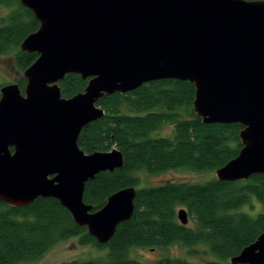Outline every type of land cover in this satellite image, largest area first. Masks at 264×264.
<instances>
[{
	"label": "water",
	"instance_id": "water-1",
	"mask_svg": "<svg viewBox=\"0 0 264 264\" xmlns=\"http://www.w3.org/2000/svg\"><path fill=\"white\" fill-rule=\"evenodd\" d=\"M39 22L20 50L37 60L18 83L0 89V202L25 208L53 198L107 244L132 219L135 187L93 211L86 184L124 166L122 152L87 154L82 130L103 118L97 102L160 80L195 87L193 110L204 124H240L242 149L216 170L222 182L264 174V0H19ZM69 74L85 90L62 96ZM181 225L189 224L184 208ZM230 264H264V232Z\"/></svg>",
	"mask_w": 264,
	"mask_h": 264
},
{
	"label": "trees",
	"instance_id": "trees-1",
	"mask_svg": "<svg viewBox=\"0 0 264 264\" xmlns=\"http://www.w3.org/2000/svg\"><path fill=\"white\" fill-rule=\"evenodd\" d=\"M0 5L9 9L0 19V56H13L14 67L23 73L38 55L21 51L20 44L40 24L19 0H0ZM88 81L67 75L59 83L62 96L83 92ZM16 83L24 89L26 79ZM194 99V85L178 80L150 82L133 92L100 99L97 106L105 110V116L82 130L78 145L87 154L117 148L124 166L89 181L84 202L97 211L114 193L135 187L132 219L120 224L107 244H99L56 199L39 198L25 208L0 202V264L38 260L58 242L72 238L83 246L107 249V258L61 264H144L130 256L133 249H166L175 244L188 249L191 257H205L201 264H230L264 232V174L246 181L215 178L206 183L167 182L137 189V173L142 171L151 175L178 169L216 172L238 156L243 126L204 124L193 110ZM166 124L173 126V135L155 136ZM255 200L262 210L255 215L242 211L254 207ZM182 208L188 211L192 226L180 224L177 212ZM154 264L199 263L161 259Z\"/></svg>",
	"mask_w": 264,
	"mask_h": 264
},
{
	"label": "rangeland",
	"instance_id": "rangeland-1",
	"mask_svg": "<svg viewBox=\"0 0 264 264\" xmlns=\"http://www.w3.org/2000/svg\"><path fill=\"white\" fill-rule=\"evenodd\" d=\"M8 12V8L0 5V19L5 17ZM14 65L15 61L13 56H0L1 86L10 83H16L23 77V73H19ZM173 132V126L171 124H166L155 133V136L170 137L173 135ZM137 176L139 177V185L137 186V189L157 186L167 182L206 183L216 178L215 171L195 172L188 169L171 170L157 175H151L142 171L137 173ZM253 203L254 207L246 206L242 211H245L251 215H255V211H260L263 209L260 203H258L256 200ZM188 225L192 226L190 219ZM199 250L202 251L203 249L200 248ZM107 253V249H100L94 246H83L79 244L78 238H72L58 242L48 253L38 260L22 262L19 264H61L72 261L85 262L102 259L103 257L105 259L107 258ZM130 256L144 264H154L161 259L187 260L189 262H196L199 264L205 261V257H191L188 253V249L179 244L172 245L166 249L157 250L133 249L130 252Z\"/></svg>",
	"mask_w": 264,
	"mask_h": 264
}]
</instances>
